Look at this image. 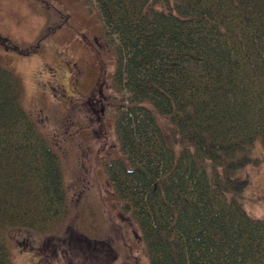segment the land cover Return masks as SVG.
<instances>
[{
	"label": "trees",
	"instance_id": "obj_1",
	"mask_svg": "<svg viewBox=\"0 0 264 264\" xmlns=\"http://www.w3.org/2000/svg\"><path fill=\"white\" fill-rule=\"evenodd\" d=\"M93 2L115 38L122 156L108 178L150 264H264V217L244 206L257 140L264 150V0ZM51 9L48 31L68 19ZM0 48L40 43L0 35ZM21 98L0 63V264H13L8 229L46 233L69 212L60 156Z\"/></svg>",
	"mask_w": 264,
	"mask_h": 264
},
{
	"label": "rangeland",
	"instance_id": "obj_2",
	"mask_svg": "<svg viewBox=\"0 0 264 264\" xmlns=\"http://www.w3.org/2000/svg\"><path fill=\"white\" fill-rule=\"evenodd\" d=\"M51 8L68 15L54 31L46 30ZM0 35L19 46L40 43L28 55L0 48V63L20 79L23 108L60 156L69 204L52 231L5 232L13 264H150L142 234L108 178L107 165L122 156L111 86L115 38L93 0H0ZM254 152L262 162L245 168L244 206L264 217L260 140Z\"/></svg>",
	"mask_w": 264,
	"mask_h": 264
},
{
	"label": "flooded vegetation",
	"instance_id": "obj_3",
	"mask_svg": "<svg viewBox=\"0 0 264 264\" xmlns=\"http://www.w3.org/2000/svg\"><path fill=\"white\" fill-rule=\"evenodd\" d=\"M78 74H79V73H74V75H76V76H75V80H78ZM92 100H93V99H92Z\"/></svg>",
	"mask_w": 264,
	"mask_h": 264
}]
</instances>
